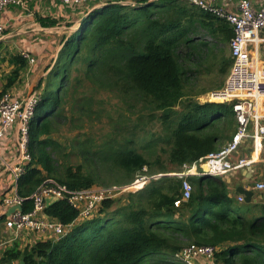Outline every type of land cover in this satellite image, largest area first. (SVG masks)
Returning <instances> with one entry per match:
<instances>
[{
	"label": "trees",
	"instance_id": "obj_1",
	"mask_svg": "<svg viewBox=\"0 0 264 264\" xmlns=\"http://www.w3.org/2000/svg\"><path fill=\"white\" fill-rule=\"evenodd\" d=\"M232 36L229 23L187 2L158 0L136 8L115 0L94 11L68 38L45 82H40L41 100L30 124L32 161L17 183L23 212L33 210L31 196L49 180L81 191L129 185L143 173L165 176L151 180L142 191L128 193L126 204L114 208L116 201H106L98 216L82 224H77L79 212L67 200L50 204L45 210L48 217L72 225L67 235L24 250L15 244L4 252L0 264H175L170 262L175 254L190 245L220 248L210 264H264V204L240 203L230 196L224 180L189 177L191 198L175 207L182 197V179L166 175L170 171L165 168L154 172L159 161L151 162L130 147L131 139L117 146L108 142L97 152L99 164L111 167L109 173L86 170L84 165L60 167L56 158L60 145L52 140L69 119L68 85L79 65L87 79L133 96L160 113L152 118L158 117L166 128L170 163L181 169L172 173L217 152L237 131L233 106L201 103L190 93L215 67L224 79L228 76L233 61L219 56L224 52L219 44L229 45ZM10 62L14 69L0 98L28 64L23 55L12 56ZM192 76H197L195 81ZM81 105L82 112L91 109L86 102ZM77 151L91 153L83 144ZM237 203L245 206L246 215L236 210Z\"/></svg>",
	"mask_w": 264,
	"mask_h": 264
},
{
	"label": "built area",
	"instance_id": "obj_2",
	"mask_svg": "<svg viewBox=\"0 0 264 264\" xmlns=\"http://www.w3.org/2000/svg\"><path fill=\"white\" fill-rule=\"evenodd\" d=\"M66 5H102L115 0H59ZM137 5L158 0H121ZM187 2L199 9L225 20L233 29L229 42L230 57L233 61L224 86L212 92L206 102L231 104L238 128L232 140L220 150L200 159L193 164H184L182 172L173 176L182 179V197L175 202L180 207L191 198L193 186L188 180L191 176L225 179L227 175L251 170L259 162L264 150V0L260 4L253 0H174ZM27 0H0V40L4 37L6 24L2 14L9 7L25 8ZM28 63L34 64L35 58L25 56ZM215 97L216 100H212ZM41 100V93L32 92L22 96L5 93L0 98V139L5 138L16 128L17 150L15 153L14 172L17 180L22 176L28 163L32 161L28 147L30 143V124ZM252 143L250 157L238 154L244 143ZM258 156L255 160L254 156ZM208 168V174L204 167ZM144 172H148L145 168ZM157 176L139 174L133 183L125 186L92 187L81 191H71L56 181H46L31 196L33 210L23 212L24 199L15 194L2 201L8 207L21 206L5 222L14 239L23 237L48 236V240H59L67 235L72 225L66 226L45 213L49 204L67 200L79 212L78 220L87 221L98 216L106 201H116L128 193L142 191ZM255 190L264 191V182H257ZM238 201L245 202V197L238 196ZM220 248L190 245L175 254L179 264H198L205 260L214 261ZM1 252V245H0Z\"/></svg>",
	"mask_w": 264,
	"mask_h": 264
},
{
	"label": "rangeland",
	"instance_id": "obj_3",
	"mask_svg": "<svg viewBox=\"0 0 264 264\" xmlns=\"http://www.w3.org/2000/svg\"><path fill=\"white\" fill-rule=\"evenodd\" d=\"M162 1L164 2L165 0ZM78 25H80L79 22L77 25L75 24L76 27H78ZM77 30L73 32L66 31V33L60 35V37H57L55 50L56 60L40 69V72L37 73L40 78H34L32 81V92L42 93L44 84L40 88V82H45L46 75H48L50 70L54 67L66 41L70 36L74 35ZM206 40L211 41L212 39L206 38ZM219 45L220 48L224 50L219 56L230 59L229 45L227 43ZM220 61V58H217L216 62L219 63ZM74 69L72 81L68 85L69 119L64 124L60 125L59 129L52 136V140L60 145L59 153L56 156L60 167L84 165L86 170H95L97 173H109L111 172V167H105L107 164L102 162L99 164V159L96 157L97 152L100 151L103 144L108 142H112L117 146L123 143L125 139H131L133 144H131L130 147L136 148L137 151L146 155L151 162L159 161L160 165L156 166L155 169L153 168L154 172L160 173L161 168H165L167 171H170V173L166 175L173 176L172 172L181 170L170 163L169 154L171 144L167 143L165 139L167 130L158 119L160 113H153L150 109L139 104L133 96L129 97L117 90L110 91L97 82L87 79L84 69L81 66L77 65ZM42 74L43 76L41 77ZM220 74L219 71H216L215 67L211 75H205L203 79L199 80L200 82L198 81L195 87H192L193 91L190 93L191 98L193 100H198V102L205 103L209 95L214 92V90L217 91V86L221 85L223 82L225 83L226 78L224 79ZM196 77L197 76H192L191 79L193 80L194 78L193 81H195ZM215 84L216 87L213 89ZM199 93H203V95L200 96ZM211 98H213L212 100H216L214 97ZM77 100H79L80 104ZM82 102L88 103L91 109H86L82 112L80 110ZM153 115L158 117L152 118ZM230 141L229 139L225 144ZM81 144H83L85 148L90 149L91 153L83 154L77 151V147L81 146ZM252 151L253 148L250 146L241 148L240 153L242 158L250 157ZM87 157L89 160H86ZM261 159L264 160V150L261 153L260 160ZM102 165H104V167ZM261 167L264 169V163ZM163 175L164 174H157L155 180L160 179ZM116 177H118V175L111 178V181L115 180ZM126 195L127 194L116 200L114 208L127 203ZM260 195H262L261 201H264V191H261ZM235 208L241 214L246 215V208L243 204L237 203ZM77 222V224H82L85 221L79 220ZM0 232V241L6 240L7 235L4 231L0 230ZM170 262L175 263L176 261L172 259ZM175 264H179V262ZM198 264H207V262L201 259Z\"/></svg>",
	"mask_w": 264,
	"mask_h": 264
},
{
	"label": "crops",
	"instance_id": "obj_4",
	"mask_svg": "<svg viewBox=\"0 0 264 264\" xmlns=\"http://www.w3.org/2000/svg\"><path fill=\"white\" fill-rule=\"evenodd\" d=\"M253 2L260 4L263 0H253ZM94 7L96 5H66L59 0H27L25 8L12 6L6 9L2 14L6 31L4 37L0 40V93L14 69L10 58L16 55L34 57L35 63L27 64V67L21 72L19 81L8 90V93L17 97L32 93L33 79L40 78L37 73L40 72L41 68L56 60L57 37H60L66 31L73 32L77 30L79 25L76 27L75 24L77 25L78 22L80 24V21ZM53 20L58 21L56 26L50 25V21ZM43 21L45 24H43ZM16 138L17 132L14 128L5 138L0 139V230L7 235L6 240L0 241V261L4 252L15 244H18L19 248L24 250L38 241L49 239L48 236L40 238L29 236L14 239L5 225L6 219L9 217V211L13 207L7 208L2 201L17 194L18 180L14 172V166L16 165L14 158L17 150ZM246 146L252 147V143L250 141L244 143L241 148ZM238 155L242 157L240 152ZM263 163L264 160L261 159L253 165L251 170L234 172L222 179L228 183L230 196L238 198L240 194L237 189L243 187L254 192L251 204H264V201H261V191L254 189L257 182H263L264 180V169L261 167ZM20 262L14 261L12 264H20Z\"/></svg>",
	"mask_w": 264,
	"mask_h": 264
},
{
	"label": "water",
	"instance_id": "obj_5",
	"mask_svg": "<svg viewBox=\"0 0 264 264\" xmlns=\"http://www.w3.org/2000/svg\"><path fill=\"white\" fill-rule=\"evenodd\" d=\"M152 3H154V2H151V3H144V4H137V5H135L136 6V8H139V7H146V6H148L149 4H152ZM107 4H102V5H100V6H96V7H94V9H92V10H90L88 13H87V15L80 21V25H79V27H81L83 24H84V22L89 18V16L94 12V11H96L97 9H99V8H104L105 6H106ZM134 6V5H133ZM79 29V28H78ZM208 168L205 166L204 167V172L205 173H207L208 174ZM164 176V175H163ZM207 177V176H206ZM237 192L240 194V195H242V196H244L245 197V202L246 203H251V201H252V198H253V196H254V192L252 191V190H248V189H245V188H243V187H239L238 189H237ZM50 205V204H49ZM16 210H22V207L21 206H15L14 208H12L10 211H9V216L12 214V213H14ZM20 264H24V262H20Z\"/></svg>",
	"mask_w": 264,
	"mask_h": 264
},
{
	"label": "bare ground",
	"instance_id": "obj_6",
	"mask_svg": "<svg viewBox=\"0 0 264 264\" xmlns=\"http://www.w3.org/2000/svg\"><path fill=\"white\" fill-rule=\"evenodd\" d=\"M214 98H215V97H214ZM215 99H216V98H215ZM254 158H255V160H258V156H257V155H255Z\"/></svg>",
	"mask_w": 264,
	"mask_h": 264
}]
</instances>
